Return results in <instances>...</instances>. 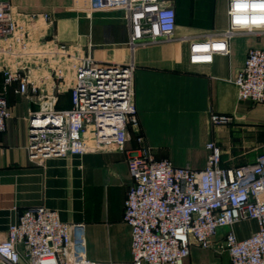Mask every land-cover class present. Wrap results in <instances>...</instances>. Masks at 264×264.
Wrapping results in <instances>:
<instances>
[{
	"label": "built area",
	"instance_id": "built-area-1",
	"mask_svg": "<svg viewBox=\"0 0 264 264\" xmlns=\"http://www.w3.org/2000/svg\"><path fill=\"white\" fill-rule=\"evenodd\" d=\"M96 9L121 8L129 31L132 52L139 46L172 39L177 12L165 0H89ZM53 19L48 12L31 13L30 20ZM229 26L191 42L192 64L212 63L215 55L230 52L229 40L239 32L264 33V0H229ZM30 30L20 22L8 1H0V57L12 59L2 67L0 132L7 130L12 111L7 92L13 82L21 94H44L30 66L38 57L48 69L42 80L66 82L71 75L72 107L57 110L53 101L28 119L29 158L83 154L87 151H123L130 128L139 125L135 103L136 63L101 62L75 46L52 40L35 46ZM16 60V61H15ZM36 67H41L40 64ZM1 68V65H0ZM238 97L264 103V49L251 48L244 66L233 79ZM229 114L212 113L214 124L232 121ZM128 159L130 184L123 219L130 227L131 264H183L190 246L208 248L219 227L251 219L256 229L245 238L225 234L229 264H264V153L253 164L221 165L222 148L206 143V166L201 170L156 159L144 137ZM83 223H68L56 210L43 205L21 210L0 239V264H109L88 258Z\"/></svg>",
	"mask_w": 264,
	"mask_h": 264
},
{
	"label": "crops",
	"instance_id": "crops-1",
	"mask_svg": "<svg viewBox=\"0 0 264 264\" xmlns=\"http://www.w3.org/2000/svg\"><path fill=\"white\" fill-rule=\"evenodd\" d=\"M8 1L16 18L30 30L35 46H51L52 40L75 46L101 62L136 63L134 90L139 125L130 128L123 151H87L83 154L29 158L28 119L43 107L47 97L57 110L72 107L69 75L66 82L41 80L48 69L38 57L32 75L42 94H21L19 83L8 88L12 111L7 130L0 132V239L8 224L28 206L43 205L58 212L62 221L85 225L88 258L109 264H131L130 227L123 207L130 184L128 159L142 144L156 159H170L179 166L201 170L206 166V143L222 148L221 165L253 164L264 153V103L241 100L234 77L244 66L251 48L264 49V33L239 32L229 40L230 52L217 54L212 63L189 61L191 42L229 26V0H165L177 12V28L169 41L128 46L129 31L121 8L96 9L89 0H0ZM50 13L53 22L31 13ZM16 61V60H15ZM12 59L0 57L2 67ZM40 64L41 67H36ZM232 115L226 125L214 124L211 114ZM256 223L243 220L219 227L208 248L192 244L183 264H229L225 234L233 231L245 238ZM146 264V263H141Z\"/></svg>",
	"mask_w": 264,
	"mask_h": 264
}]
</instances>
